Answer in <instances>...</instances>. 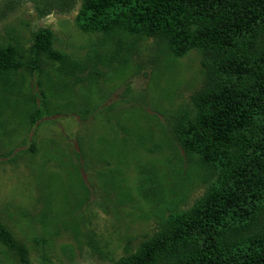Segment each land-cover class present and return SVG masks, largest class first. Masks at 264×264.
I'll return each instance as SVG.
<instances>
[{"label": "rangeland", "instance_id": "374dc122", "mask_svg": "<svg viewBox=\"0 0 264 264\" xmlns=\"http://www.w3.org/2000/svg\"><path fill=\"white\" fill-rule=\"evenodd\" d=\"M57 1L0 0V48L24 52L46 29L52 49L81 67L0 68V224L28 264H112L216 180L173 132L194 115L202 51L177 56L118 26L82 29L80 2L59 12ZM0 264L23 263L0 242Z\"/></svg>", "mask_w": 264, "mask_h": 264}, {"label": "trees", "instance_id": "16d2710c", "mask_svg": "<svg viewBox=\"0 0 264 264\" xmlns=\"http://www.w3.org/2000/svg\"><path fill=\"white\" fill-rule=\"evenodd\" d=\"M77 2L82 29L123 27L166 43L177 56L197 47L205 72L190 98L194 115L177 119L173 132L216 180L112 264H264V0H58L57 10ZM51 43L52 33L40 29L24 52L0 48V68L40 74L53 62L61 74L81 69ZM0 242L28 264L26 247L2 224Z\"/></svg>", "mask_w": 264, "mask_h": 264}]
</instances>
